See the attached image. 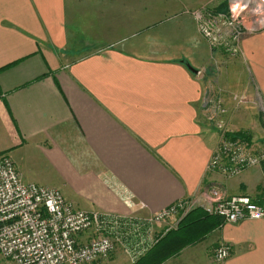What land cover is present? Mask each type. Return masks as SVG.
I'll return each mask as SVG.
<instances>
[{
  "label": "crops",
  "instance_id": "1",
  "mask_svg": "<svg viewBox=\"0 0 264 264\" xmlns=\"http://www.w3.org/2000/svg\"><path fill=\"white\" fill-rule=\"evenodd\" d=\"M226 2L0 0V155L25 182L49 166L50 186L86 210L129 214L124 192L149 215L213 188L262 204L264 163L232 178L208 170L220 137L201 109L216 64L188 12ZM221 244L231 255L217 263ZM163 264H264V218L222 221Z\"/></svg>",
  "mask_w": 264,
  "mask_h": 264
},
{
  "label": "built area",
  "instance_id": "2",
  "mask_svg": "<svg viewBox=\"0 0 264 264\" xmlns=\"http://www.w3.org/2000/svg\"><path fill=\"white\" fill-rule=\"evenodd\" d=\"M230 1L233 4L228 14L204 8L192 14L199 32L212 45L235 53L241 46V31L247 29L244 15L260 18L264 5L261 0ZM206 95L209 104L205 101L204 109H218L213 95L212 99L208 92ZM207 119L214 120L223 131L209 171L232 178L264 163V151L252 152L241 141L229 138L224 122L213 111ZM121 200L131 211L129 214L79 208L58 188L25 182L14 160L0 155V258L13 264H98L120 252L129 264H134L161 239L159 225L167 223L168 230L176 229L196 209L229 224L264 218V202L255 203L248 196L226 197L218 188L204 192L202 201L181 200L149 215L137 213L131 195L123 192ZM230 255V246L221 244L213 259L223 263Z\"/></svg>",
  "mask_w": 264,
  "mask_h": 264
},
{
  "label": "rangeland",
  "instance_id": "3",
  "mask_svg": "<svg viewBox=\"0 0 264 264\" xmlns=\"http://www.w3.org/2000/svg\"><path fill=\"white\" fill-rule=\"evenodd\" d=\"M262 3L264 5L263 1ZM232 4L230 0H227L222 9L214 10L209 7H204V9L213 13H223L225 15L229 13L228 11H230ZM193 11H189L188 15H190L196 23L192 14ZM244 16V26L247 29L241 31V46L238 52H231L233 55L227 53L221 46L216 48L200 33L209 45L212 52L211 58L216 64L214 70H212L214 71L212 79L213 81L215 80L216 83L214 82L213 84L212 82L209 85V89L205 91L209 93L208 96H211V99L213 95V99L216 100L219 107L218 109H211V111L203 107L201 111L203 122L213 129L215 134L218 135V138L222 137L223 131L216 127V122L214 120L211 122L207 119L209 113L212 111L215 113L218 120L224 122L225 132H228L227 135L229 138H231L230 135H232L233 138L244 143L250 151L258 153L264 151V70L262 71V65H264V12L260 18L250 13H246ZM255 21L261 24H256ZM205 73L206 70L203 69L199 77ZM229 100L231 102H228ZM205 101L206 104H209L207 95ZM221 110H224L225 113ZM211 159L212 157L210 160ZM32 166H34V164ZM32 168L33 167H25V170L34 173L35 170ZM40 171L44 175H36L37 178L34 181L35 183L44 186L49 185V187H51V183L57 182L56 173L50 170L49 166H45ZM58 189H60L66 197L68 196L66 188L59 187ZM88 196H99V194L85 195L81 193L79 194V200L86 201ZM172 225L173 223L171 226ZM0 264L13 263L0 258ZM98 264L129 263L120 252H116L111 258L100 261Z\"/></svg>",
  "mask_w": 264,
  "mask_h": 264
},
{
  "label": "trees",
  "instance_id": "4",
  "mask_svg": "<svg viewBox=\"0 0 264 264\" xmlns=\"http://www.w3.org/2000/svg\"><path fill=\"white\" fill-rule=\"evenodd\" d=\"M230 137L233 138L232 135ZM214 219L217 224L222 220L208 216L202 210L196 209L187 215L177 229H171L158 243L152 247L134 264H163L171 257L177 255L182 249L202 240L214 226H206V220Z\"/></svg>",
  "mask_w": 264,
  "mask_h": 264
},
{
  "label": "water",
  "instance_id": "5",
  "mask_svg": "<svg viewBox=\"0 0 264 264\" xmlns=\"http://www.w3.org/2000/svg\"><path fill=\"white\" fill-rule=\"evenodd\" d=\"M188 68H189L192 72H194V73L197 72V71H196L191 65H188Z\"/></svg>",
  "mask_w": 264,
  "mask_h": 264
}]
</instances>
